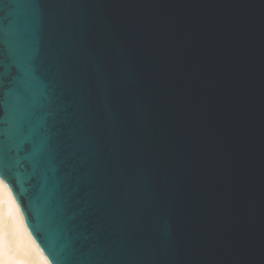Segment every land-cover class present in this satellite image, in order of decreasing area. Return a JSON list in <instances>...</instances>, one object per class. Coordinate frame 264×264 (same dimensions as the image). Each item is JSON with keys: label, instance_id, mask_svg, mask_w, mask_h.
Returning a JSON list of instances; mask_svg holds the SVG:
<instances>
[{"label": "water", "instance_id": "1", "mask_svg": "<svg viewBox=\"0 0 264 264\" xmlns=\"http://www.w3.org/2000/svg\"><path fill=\"white\" fill-rule=\"evenodd\" d=\"M43 11L74 32L85 19L110 24L132 92L131 139L114 102L101 111L110 135L98 146L87 144L77 108L73 147L85 208L122 235L139 225L153 243L90 255L264 264V0H45ZM8 170L31 236L50 264H67L72 251L54 210L67 184L44 165Z\"/></svg>", "mask_w": 264, "mask_h": 264}, {"label": "snow or ice", "instance_id": "2", "mask_svg": "<svg viewBox=\"0 0 264 264\" xmlns=\"http://www.w3.org/2000/svg\"><path fill=\"white\" fill-rule=\"evenodd\" d=\"M44 6L45 0H0V264H29L32 258L16 245L22 209L8 179L10 164L47 166L67 184L66 194L54 200L72 251L67 264H116L90 254L122 245L140 250L153 241L139 225L122 235L107 216L85 208L88 190L80 151L73 147V121L79 108L87 144L98 146L110 135L101 111L115 102L125 135H134L132 92L122 76L119 45L111 39L110 24L98 28L85 19L74 32L67 23L49 20ZM32 240L48 260L45 249L34 236Z\"/></svg>", "mask_w": 264, "mask_h": 264}, {"label": "bare ground", "instance_id": "3", "mask_svg": "<svg viewBox=\"0 0 264 264\" xmlns=\"http://www.w3.org/2000/svg\"><path fill=\"white\" fill-rule=\"evenodd\" d=\"M5 198L7 193L5 191ZM16 201V200H15ZM6 208V206H5ZM21 221L20 231L16 237V245L20 251L28 250L32 254V258L29 261V264H50L48 260H45L41 255H39L38 250L35 247V244L32 240V236L29 235L28 229L24 226V220L22 215L19 217ZM5 225L7 226V220H5Z\"/></svg>", "mask_w": 264, "mask_h": 264}, {"label": "clouds", "instance_id": "4", "mask_svg": "<svg viewBox=\"0 0 264 264\" xmlns=\"http://www.w3.org/2000/svg\"><path fill=\"white\" fill-rule=\"evenodd\" d=\"M5 264H16V262H13V261H7V262H5Z\"/></svg>", "mask_w": 264, "mask_h": 264}]
</instances>
